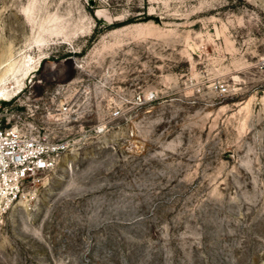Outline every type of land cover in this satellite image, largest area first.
Wrapping results in <instances>:
<instances>
[{
    "label": "rangeland",
    "instance_id": "obj_1",
    "mask_svg": "<svg viewBox=\"0 0 264 264\" xmlns=\"http://www.w3.org/2000/svg\"><path fill=\"white\" fill-rule=\"evenodd\" d=\"M4 86L70 146L0 264H264V0H0Z\"/></svg>",
    "mask_w": 264,
    "mask_h": 264
},
{
    "label": "built area",
    "instance_id": "obj_2",
    "mask_svg": "<svg viewBox=\"0 0 264 264\" xmlns=\"http://www.w3.org/2000/svg\"><path fill=\"white\" fill-rule=\"evenodd\" d=\"M72 81L59 84L68 89ZM141 94L136 103L144 101ZM68 103L60 111H68ZM118 115V109L113 111ZM70 140L49 126L40 125L0 101V222L12 206L27 196L28 186L40 182L43 175L57 166Z\"/></svg>",
    "mask_w": 264,
    "mask_h": 264
},
{
    "label": "bare ground",
    "instance_id": "obj_3",
    "mask_svg": "<svg viewBox=\"0 0 264 264\" xmlns=\"http://www.w3.org/2000/svg\"><path fill=\"white\" fill-rule=\"evenodd\" d=\"M69 62L68 61H64V62H59V63H51L49 65H47L48 67H50V69H48L45 73V75H48V76H52V75H55V76H60L61 74L59 73L60 70L62 67H65V65H67ZM55 69V70H54ZM0 92H1V95L3 97H5L6 95V92H8L6 86L0 88Z\"/></svg>",
    "mask_w": 264,
    "mask_h": 264
},
{
    "label": "water",
    "instance_id": "obj_4",
    "mask_svg": "<svg viewBox=\"0 0 264 264\" xmlns=\"http://www.w3.org/2000/svg\"><path fill=\"white\" fill-rule=\"evenodd\" d=\"M64 61L71 62V61H73V58L72 57H68V58L64 59Z\"/></svg>",
    "mask_w": 264,
    "mask_h": 264
},
{
    "label": "trees",
    "instance_id": "obj_5",
    "mask_svg": "<svg viewBox=\"0 0 264 264\" xmlns=\"http://www.w3.org/2000/svg\"><path fill=\"white\" fill-rule=\"evenodd\" d=\"M148 18H153L155 20H157V17H151V16H146L145 19H148Z\"/></svg>",
    "mask_w": 264,
    "mask_h": 264
}]
</instances>
